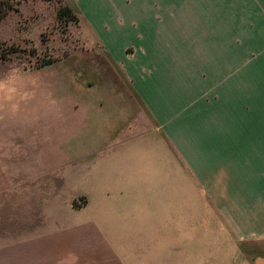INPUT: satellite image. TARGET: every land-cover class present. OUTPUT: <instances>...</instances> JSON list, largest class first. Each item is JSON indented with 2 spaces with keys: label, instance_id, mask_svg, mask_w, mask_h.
<instances>
[{
  "label": "crops",
  "instance_id": "1",
  "mask_svg": "<svg viewBox=\"0 0 264 264\" xmlns=\"http://www.w3.org/2000/svg\"><path fill=\"white\" fill-rule=\"evenodd\" d=\"M72 4L138 101L115 91L83 103L77 119L65 120L60 140L36 145L29 155L61 158L53 167L61 181L36 205L23 194L34 184L15 180L4 188L0 264H215L190 244L197 234L213 243L216 215L239 254L241 241L264 238L261 177L245 180L220 168L232 141L246 149L253 140L262 149L264 137L215 132L216 105L231 101V87L221 97L209 80L214 70L183 68L178 55L165 52L159 27L165 0ZM4 155L24 154L16 147ZM81 168L78 188L72 178ZM230 259L223 264H264L244 255L238 263Z\"/></svg>",
  "mask_w": 264,
  "mask_h": 264
},
{
  "label": "rangeland",
  "instance_id": "2",
  "mask_svg": "<svg viewBox=\"0 0 264 264\" xmlns=\"http://www.w3.org/2000/svg\"><path fill=\"white\" fill-rule=\"evenodd\" d=\"M162 6L166 12L159 16V27L165 52L178 55L183 68L214 70L209 80L221 97L227 96L225 86L231 87V101L216 105L215 132L220 128L236 137H264V0H165ZM133 52L127 47L128 57ZM115 91L138 101L72 0H0V198L15 180L35 185L23 189L30 205L53 192L61 181L53 167L61 158L29 154L37 144L60 140L63 124L69 117L78 118L83 103L106 100ZM184 132L191 135L192 130ZM231 143V157L220 168H231L234 177H261L264 182V145L260 149L248 140L242 149L243 142ZM16 147L24 155H4ZM81 175L85 178L84 168L72 178L78 188ZM262 186L257 191L264 200ZM222 224L216 215L213 243L197 234L190 245L201 246L210 263L223 264L229 258L238 263L243 255L248 262L264 261V238L241 241L239 254L229 248Z\"/></svg>",
  "mask_w": 264,
  "mask_h": 264
},
{
  "label": "trees",
  "instance_id": "3",
  "mask_svg": "<svg viewBox=\"0 0 264 264\" xmlns=\"http://www.w3.org/2000/svg\"><path fill=\"white\" fill-rule=\"evenodd\" d=\"M45 1H50V0H45Z\"/></svg>",
  "mask_w": 264,
  "mask_h": 264
}]
</instances>
